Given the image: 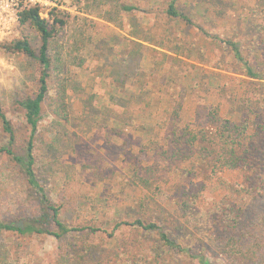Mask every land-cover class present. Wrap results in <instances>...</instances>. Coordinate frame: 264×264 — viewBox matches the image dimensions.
Masks as SVG:
<instances>
[{
	"label": "rangeland",
	"instance_id": "rangeland-1",
	"mask_svg": "<svg viewBox=\"0 0 264 264\" xmlns=\"http://www.w3.org/2000/svg\"><path fill=\"white\" fill-rule=\"evenodd\" d=\"M169 1L31 0L30 3L39 4L41 16L50 22L53 8L67 19L62 33L51 42V53L57 52L65 67L70 118L67 124L59 125L43 114L41 131L53 141L39 140L36 154L40 158L39 176L44 179L43 185L52 201L61 205L64 219L74 225L101 227L107 222L105 227L111 231L115 220L131 223L136 216L152 219L183 237L185 242L196 240L192 244L194 250L222 264L215 237L199 225V206L192 207L190 216L181 217L182 226L175 229L181 189H192L199 184L206 177V170L196 167V171H188V164H180V171L166 175L164 180L150 183L138 180L132 174L130 163L138 165L141 174V167L151 165L158 157L147 147L141 149L140 136L134 132L135 123L145 117L147 123L158 125L157 134L162 137L167 129L192 121L197 105L219 104L221 115L239 109L242 106L237 105L247 85L264 97V76L262 79L245 76L243 64L215 38L218 35L239 42L244 57L250 62L257 59L259 71L264 75V50L260 49H264V39L258 38L259 52L248 47L250 42H256V38L251 39L250 32L254 29L250 27L264 24V0H178L179 10L191 16V25L167 14ZM124 6L134 9L125 11ZM239 13L243 16L250 13L253 26L242 19L235 22L233 17ZM198 26L207 34L203 35ZM15 37L27 38L34 49L39 46L38 33L29 25H21ZM74 55L78 56L77 60L82 59L81 67L72 64L77 61ZM37 66V61L21 53L2 51L0 55V106L23 144L30 130L16 101L33 90ZM138 70L143 71L139 85L132 84ZM209 76H218L221 80L215 82ZM132 93H136L137 100L131 98ZM160 98L164 100L161 105L155 104ZM178 103L179 116L174 125L169 124L166 109ZM257 108L264 111L263 98ZM160 120L164 124L159 125ZM259 120L264 122V117L259 116L256 122ZM118 124H122L119 130ZM5 137L0 126V145ZM260 139L264 140L261 132L257 137ZM254 153L264 159V145L257 146ZM42 156L47 159L40 164ZM4 161L5 156L0 157V163ZM260 163L253 171L244 166L241 170L224 169L221 175L241 185L252 180L262 181L264 162ZM211 186L213 193L207 189L203 198L222 197L224 190ZM243 199L249 202L250 214L264 213L263 198L253 200L245 193ZM29 202L34 199L24 187L0 184V219L25 214L30 208ZM122 228L120 234H128L132 227ZM88 241L101 245L95 236L88 237ZM7 245L11 259L21 252H29L33 257L42 258L30 264L55 263L58 242L50 236H14ZM95 251V259L103 254V248ZM21 257L26 261L25 255ZM88 259L92 264L98 261L90 256Z\"/></svg>",
	"mask_w": 264,
	"mask_h": 264
},
{
	"label": "trees",
	"instance_id": "trees-1",
	"mask_svg": "<svg viewBox=\"0 0 264 264\" xmlns=\"http://www.w3.org/2000/svg\"><path fill=\"white\" fill-rule=\"evenodd\" d=\"M177 1L170 0L167 3V14L191 25V16L179 10ZM124 9L130 11L134 7L124 6ZM59 12L57 8L52 9L50 22L41 16V7L38 4L21 10L20 26L29 25L38 33L37 49L25 37L14 36L0 43V55L2 51L21 53L37 61L38 65L33 90L21 95L16 101L23 110L30 130L25 144L20 142L17 130L0 106V126L6 135L4 143L0 145V157L5 156L6 159L0 163V184L24 187L34 199V202H29L30 208L25 214L0 219V264H30L41 261L42 258L33 257L29 252H21L11 259L7 252V242L14 236L39 235L50 236L58 242L54 264H92L89 256L92 260H98L95 264H218L215 259H208L202 251L194 250L192 244L196 240L189 239L190 242H185L183 237L175 235L170 229L166 230L158 221L140 216H136L131 223L115 220L111 231L105 227L107 222L101 227L95 224L74 225L64 219L61 205L55 204L49 197L43 185L44 179L39 176L40 158L36 154L39 140L43 143L53 140H49L41 131V119L43 114H47L54 123L65 125L70 118L66 100L65 67L58 53H51L52 40L62 33L67 24L66 17ZM203 15L207 16L204 11ZM240 19L253 26L250 13L244 16L239 13L236 18L233 17L235 22ZM198 28L203 35L207 34L201 26ZM250 28L254 29L250 32L251 39L256 38V42H250L248 47L251 51L259 52L258 38L264 39V24ZM215 38L220 44H225L235 59L243 64L245 76L250 79L263 78L257 59L251 62L246 59L242 53L243 46L239 42L230 37L216 35ZM77 57L74 55V59L77 60ZM81 63L82 59H78L72 64L81 67ZM154 65L156 63L151 68ZM138 72L137 79L132 84L135 82L134 84L139 85L143 71ZM209 79L215 82L221 80L218 76H209ZM131 98L135 101L138 97L136 93H132ZM145 98L144 96L142 101ZM262 98L264 99L254 93L251 85H247L239 99L237 107L242 106L239 109L235 108L221 115L219 104L197 105L192 121L167 129L162 137L157 134L158 125L147 123L145 117H141V122L135 123L134 132L140 136L141 149L147 147L158 157L151 165H143L141 174L140 167L130 163L132 174L138 180L147 183L164 180L166 175H176L180 171V164H188V171L194 172L196 167L206 170V177L199 184H195L192 189H181V203L176 209L174 220L175 229L182 226L179 222L181 217L190 216L192 207L199 206V225L215 237L217 256L222 264H264V213L257 216L250 214L247 211L249 202L243 199L245 193L253 200L264 199V180H252L250 184L247 182L241 185L231 183L221 175L224 169L241 170L244 166L248 171H253V168L260 167L261 161L264 162L263 158H258L254 153L257 146L264 145V140H257L260 132L264 137V122H256L259 116L264 117V111L257 108L262 104ZM163 101L160 98L155 104L161 105ZM145 104H149V101ZM179 107L178 103L171 110L166 109L165 116L169 118V124L174 125L176 122ZM160 124L164 123L160 120ZM121 125L118 124V130ZM42 157L40 164L47 159L46 156ZM211 184L224 190L222 197L203 198L205 190L209 189L213 193L212 186L209 188ZM124 225L132 227L128 234H120ZM104 232L106 236L103 235ZM92 236L101 240L100 246L96 241H88V237ZM98 247L103 248V254L95 259V250ZM22 255H25L26 261L22 260Z\"/></svg>",
	"mask_w": 264,
	"mask_h": 264
},
{
	"label": "built area",
	"instance_id": "built-area-1",
	"mask_svg": "<svg viewBox=\"0 0 264 264\" xmlns=\"http://www.w3.org/2000/svg\"><path fill=\"white\" fill-rule=\"evenodd\" d=\"M30 2L31 0H0V43L18 34L21 10L37 4Z\"/></svg>",
	"mask_w": 264,
	"mask_h": 264
}]
</instances>
